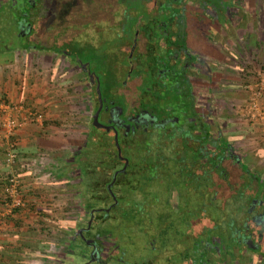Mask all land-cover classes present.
Listing matches in <instances>:
<instances>
[{
  "label": "flooded vegetation",
  "instance_id": "1",
  "mask_svg": "<svg viewBox=\"0 0 264 264\" xmlns=\"http://www.w3.org/2000/svg\"><path fill=\"white\" fill-rule=\"evenodd\" d=\"M9 2L11 10L23 4V0ZM4 3L8 2H0V8ZM81 4L86 11L82 17H71L69 38L53 35L57 42L54 53L69 57L71 86L89 96L85 103L92 114L87 134L94 127L100 137L95 139L105 137L114 144L112 150L103 152L116 160V177L130 164L125 150L132 142L135 146L150 138L152 143L168 144L170 137L177 141L180 135L189 148L186 154L194 157L186 162L185 170L204 174L209 158L205 155L219 156L212 141L204 143L203 126L207 125L213 140L220 136L228 143L222 166L232 175L235 187L247 179L244 193L252 196L230 250L251 252L264 260V179L251 168L259 179L243 171L244 157L235 152L215 120L216 97L222 91L229 90L230 95L237 91L231 72L245 82L252 71L253 54H264V0H84ZM40 12L39 8L27 9L17 18L19 35L29 42L25 50L38 47L45 51L46 42H53L42 37L50 18L49 13ZM55 18L59 24L65 22L62 14ZM96 112L98 122H94ZM178 154L184 156V152ZM166 163L170 166L173 161ZM165 169V174L171 170ZM212 175L219 179L216 172ZM110 194L102 208L87 212L82 203L75 230L56 248L49 264H219L216 241L207 249L196 241L204 238V217L183 239L168 240L169 245L159 241L158 225L149 223L145 231L148 257L141 259V251L131 253L123 238L136 231L124 230L126 216L109 214L119 204L113 188Z\"/></svg>",
  "mask_w": 264,
  "mask_h": 264
},
{
  "label": "rangeland",
  "instance_id": "2",
  "mask_svg": "<svg viewBox=\"0 0 264 264\" xmlns=\"http://www.w3.org/2000/svg\"><path fill=\"white\" fill-rule=\"evenodd\" d=\"M0 1L2 2L3 0ZM28 1L29 4L38 6L41 11L40 14L44 11L49 13L47 17L50 18V24L48 26L44 25L46 31L42 34V37L53 42H46L47 49L45 51L43 48L38 47L27 50L26 53L21 50V47L25 46L26 42L19 35L20 31L18 32L19 28L16 22L19 18L21 19V14L26 13L27 9L24 8L26 2L24 1L22 6H19L20 8L13 10L9 9L8 3H4L3 9L0 8V52L4 51V53L0 54V62L6 58L9 61H17L19 59L18 65L17 63L14 65L12 62L14 66L10 64L9 67L12 69L13 67L17 68V66L20 67L19 64L23 65V67H31L32 65L29 75L31 77L34 75L33 80H38L40 76L42 77L43 72L44 76H48L47 88L50 92L58 94L57 97H61L59 99L61 103L59 111H57L59 117L55 120L57 124L54 123L56 128L54 130L51 128L47 132L48 134H53L52 136H54L55 140L60 143H55L57 147L55 149H50L49 151L45 149L40 156L23 158L18 155L17 161L11 168L12 172L20 180V195L25 201V206L18 216L19 222L16 223L17 217L14 219L8 217L10 208L6 207L8 201L5 200V196L0 202V264H49L50 257L55 256L53 254L56 248L62 246L68 235L75 230V222L81 214L80 210L83 203L80 197L81 185L79 176H77L76 164L71 156L75 152L78 139L82 140L89 130L92 112L85 103L89 101L87 99L89 96L83 95L85 93L84 90L79 87L74 89L70 84L69 57L67 56L68 59H63L54 53L57 42L54 41L53 35L60 34L63 39L69 38L71 34L70 19L71 17L84 16L83 12L86 11V8L81 4L84 0H44L46 3L43 0L38 3H35V0ZM66 1H69L68 5ZM74 5L79 10L76 11ZM54 12L55 14H53ZM56 14L58 16L62 14L64 16L62 21L65 20V22H60L61 24H59V20L55 18ZM39 18H41L40 15L38 20ZM46 43L44 42V44ZM59 43L68 44V42ZM63 44L62 47H64ZM49 45L53 50L49 49ZM253 56L252 71L248 74L245 82L240 81L237 73L231 72L236 77L234 80L236 84L234 87H236L233 89L237 91H233L231 95L229 90L226 92L222 91V95L219 94L216 97L215 120L223 135L232 143L235 152L243 156V160L247 165L258 172L264 179V121L252 119L251 102L253 95L249 92V86L254 84L261 73H264V54L262 53L258 57L253 54ZM33 83L36 82L32 81ZM36 84H38V81ZM260 102L264 104V95H261ZM21 104L23 103L21 102ZM15 149L18 154L17 145ZM127 151H129V154ZM130 151L126 149L125 154L131 157ZM228 162L231 164V161ZM22 163L25 164L24 168L21 167ZM229 163L226 165L227 167L230 166L231 169L232 165ZM222 167L219 166L217 170L219 179L210 181L205 174L198 175V179H200L199 186L201 189L206 187H209V189L214 188L217 198L224 203L225 200H229L230 193L231 196H235L240 189L245 190L247 179L244 178L243 184L235 187L232 175L227 169ZM174 169L167 172L168 175L171 174L172 176L164 177V180H161L159 184L173 183L178 180ZM237 173H241V171ZM136 176H130L131 181ZM223 184L225 187L221 188ZM157 186L159 185L156 184V188L152 186L151 189L148 186L149 191L151 190L155 194L158 192L163 194L160 189L156 190ZM228 187L232 190L230 191ZM236 188L238 189L236 190ZM181 194H179L180 197ZM182 195L195 205L194 209L197 218L199 219L203 216L204 207L201 209L197 206V203H204L203 199H197L188 193ZM152 199H148L145 202L147 205L144 209H140L141 213L138 212V215L136 214L135 216L133 214V223L138 224L141 220L143 227V225L145 226L143 218H146L147 221H151L152 225H157L158 213L164 205L158 203L149 205ZM127 200H131L130 205L127 207L132 209L133 196ZM30 205L35 207V211L29 209ZM219 205H216L215 201L214 204L210 202L205 207L204 225L209 226L208 224L212 222L211 218L213 217H216V219L221 218L223 214L219 211ZM38 211L44 213L45 217H38L36 213ZM146 227L149 226L147 225ZM124 230L128 229L124 228ZM131 230H135L136 233L126 235L123 241L129 245L128 248L131 253L132 250L136 253L141 251V259H145L150 253L146 230L142 231L137 226ZM213 233L218 234L219 231L216 229ZM159 241L162 243L160 239ZM165 245H169V243ZM15 249L17 253L14 251ZM217 259L220 261L219 264H264V260L251 252L236 254L235 259H231L229 256L225 257L224 260L222 256L217 257Z\"/></svg>",
  "mask_w": 264,
  "mask_h": 264
},
{
  "label": "trees",
  "instance_id": "3",
  "mask_svg": "<svg viewBox=\"0 0 264 264\" xmlns=\"http://www.w3.org/2000/svg\"><path fill=\"white\" fill-rule=\"evenodd\" d=\"M24 1L26 2L24 8L29 10H32L33 8L34 10L38 9V6L36 7L35 5L29 4L28 0H23V2ZM40 1L41 0H35V3ZM2 2H8L9 6H13L9 0H3ZM68 2L69 1H66L67 5ZM28 47L29 46L27 45L26 47L22 46L21 48L27 49ZM56 122L57 121L54 123L57 124ZM46 123L49 124V122ZM203 129V134H205L204 143L207 145L206 140L212 141L210 145H216L215 149L219 151V156L216 157V159L211 158L209 153L205 155L209 158L205 159L206 167L204 174L207 179L214 181L212 173H218V167H222L223 159L227 157L226 149H228V143L223 137L220 136L217 137L216 140H213V134L209 131L207 125H204ZM201 133L202 132L198 133V135ZM203 134L200 135L199 138H201ZM95 138L100 137H98L97 131L93 127L82 140L78 139L75 152L71 156L76 164L77 176H79V183L81 185L80 197L83 201V207L85 208V211L88 212L93 208H102L107 206L106 203L108 199H111V191H109L108 185L110 183H114L111 188H113V193L117 196L119 204L115 205L113 210L109 211V214H122L126 216L127 218L126 221H124V225L127 226L125 228L128 230L136 228L137 226V228H141L142 231H147L149 227L146 226H149L151 221H147L146 218H143L146 223L144 221L145 226L143 225L142 227L141 220L138 222V224L133 223L134 216L138 212L141 213L140 209H144L147 205L145 202L148 199H152V196H154L149 205L152 203L164 205V207L158 213L157 225L159 227L160 233L159 238L162 241V244L165 245L167 244V240L175 242L177 240L183 239L186 231L193 224L199 222L200 218L198 219L195 215V205H193L189 199L184 198L182 194L188 193L197 199H203L204 203H197V206H199L201 209L204 207V210L202 211L203 216L201 217H205V207H207L210 202H213L214 204L216 201V205L220 204L218 208L223 215L218 219H216V217L211 218L212 222L208 224L209 226L204 225L205 237L203 239L199 238L196 241L200 242L204 249H207L208 247L213 246L212 240H215L216 243L214 246L220 250L219 255L223 257V260L225 257L227 258V256L231 257V259H235L237 253H232L230 249H232V247L235 245V235L237 234L239 228L243 225V217L248 214L247 206L252 196L245 195V190L240 189L235 196L228 197L229 200H225L226 202L224 201L223 203L222 200L217 198L214 188L209 189V187H206L205 189H201L199 186V176L195 173L185 170L187 167L186 162H191L194 157L186 154V152L189 151V148L186 142L182 143L181 135L180 140L177 141L173 139V137H170L171 140L168 144L159 142V140L157 143H152L150 138L143 140V142L135 146L133 142L132 144H129V150H131L130 164L127 170L123 173L119 172L114 180L117 162H115L116 160L112 159V157L105 156L103 152L112 150L113 143L105 137L102 139ZM167 151L173 152V154L178 155L180 158L177 159V156L173 155L172 153L167 155ZM180 151L184 152V156L178 154ZM201 151L202 150L200 149V154ZM168 160H172L173 164L168 166L166 163ZM165 168L171 170L175 168L174 170L175 174L178 176V180L174 181L173 183L159 184L161 180H164V177L167 178L172 176L171 174H165ZM249 168L250 167L247 165V163L242 164L243 171L249 172V176L259 179L258 176L256 177L254 174H251L252 172L249 170ZM130 176H136V178L131 181ZM182 179H184V181H182ZM6 183L7 180L5 178L3 183V194L5 196V200L9 203L11 200L5 192ZM156 184L159 185L157 186L156 190L160 189L163 194H159V192L155 194V192L152 193L151 190L149 191V187L150 189L152 186L156 188ZM187 184L189 189L186 188ZM247 188L248 186H246V189ZM179 194H181V197ZM132 196L133 207L131 209L127 207L130 205L131 200L127 199ZM174 198V203L169 202ZM257 198H259L258 195ZM23 207L24 206L13 207L8 217L11 219L17 217L16 223H18V216L21 214ZM29 209L35 211V207L33 205H30ZM36 213L40 218L45 217L44 213L42 212L38 211ZM195 216L196 218H194ZM165 222L167 223L166 228L165 226H162L165 224ZM216 229L219 231V233H216V235H214V233L212 234V232H215ZM169 236L170 238L167 239ZM14 251L16 252V249ZM189 254H191L190 251ZM3 263L5 262L3 261Z\"/></svg>",
  "mask_w": 264,
  "mask_h": 264
},
{
  "label": "crops",
  "instance_id": "4",
  "mask_svg": "<svg viewBox=\"0 0 264 264\" xmlns=\"http://www.w3.org/2000/svg\"><path fill=\"white\" fill-rule=\"evenodd\" d=\"M28 44L29 42H26L25 47ZM23 51L27 52L25 49ZM2 53L4 51L0 52V54ZM12 62L14 65L16 63L18 65L19 59L17 61H9L6 58L0 62V100L13 103L22 102L27 107L42 111L44 120H46L43 121L44 123H29L18 128L11 139L5 138V128L0 122V202L4 197L3 183L6 176L12 172V167L7 166L6 163L9 152V141L16 143L19 150L18 155L23 158L40 156L45 149L49 151L50 149L57 148L55 143H58L54 136H52L53 134H48L47 131L51 128L53 130L56 128L54 122L59 117L57 111H59L61 103L59 99L61 97H57L58 94H54L48 90L49 78L47 75L44 76V72L43 76H40L38 80H33L34 75L32 77L29 75L32 65L31 67H23V65L19 64L20 67L17 66V68L13 67L11 69L9 65H12ZM32 81L36 83L38 81V84H32ZM46 122H49V124Z\"/></svg>",
  "mask_w": 264,
  "mask_h": 264
},
{
  "label": "built area",
  "instance_id": "5",
  "mask_svg": "<svg viewBox=\"0 0 264 264\" xmlns=\"http://www.w3.org/2000/svg\"><path fill=\"white\" fill-rule=\"evenodd\" d=\"M250 93L253 95L251 102V117L252 119L264 121V104L260 102L261 95H264V73L259 75V78L251 84ZM44 114L39 110H34L21 103L7 102L0 100V122L4 126L5 138L11 139L16 130L29 123H43ZM9 152L6 159L7 166L13 167L17 161L18 154L15 150L16 143L9 141ZM21 167L24 168L25 164L22 163ZM7 183L5 192L10 198V202L6 207L10 208L9 211L15 206H25V201L20 195V180L14 172L9 173L6 177ZM1 219V215H0Z\"/></svg>",
  "mask_w": 264,
  "mask_h": 264
},
{
  "label": "water",
  "instance_id": "6",
  "mask_svg": "<svg viewBox=\"0 0 264 264\" xmlns=\"http://www.w3.org/2000/svg\"><path fill=\"white\" fill-rule=\"evenodd\" d=\"M94 122H98V112H96V114L94 115ZM116 178V175L114 176V180ZM109 190L111 191V186H108Z\"/></svg>",
  "mask_w": 264,
  "mask_h": 264
}]
</instances>
